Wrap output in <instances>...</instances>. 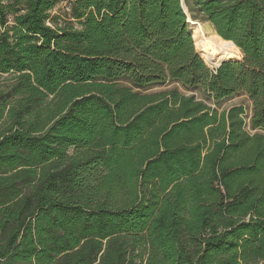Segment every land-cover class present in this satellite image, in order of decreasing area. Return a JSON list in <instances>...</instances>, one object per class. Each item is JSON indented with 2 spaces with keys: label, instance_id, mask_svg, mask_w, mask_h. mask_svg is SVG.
<instances>
[{
  "label": "trees",
  "instance_id": "16d2710c",
  "mask_svg": "<svg viewBox=\"0 0 264 264\" xmlns=\"http://www.w3.org/2000/svg\"><path fill=\"white\" fill-rule=\"evenodd\" d=\"M183 1L243 59L181 0H0V264H264V0Z\"/></svg>",
  "mask_w": 264,
  "mask_h": 264
},
{
  "label": "rangeland",
  "instance_id": "374dc122",
  "mask_svg": "<svg viewBox=\"0 0 264 264\" xmlns=\"http://www.w3.org/2000/svg\"><path fill=\"white\" fill-rule=\"evenodd\" d=\"M186 11L188 12L187 9H186ZM51 15L53 17L60 18L61 23L65 22L66 20H70L71 17H70V11H69V4H60L58 7L55 8L54 11H52ZM190 20H191L190 29H191L192 34L194 36V41H196L197 51L200 53L201 57L204 59V61L206 62V64L209 67H212V68L218 67L217 65H214L211 63V61L209 60L207 53L205 51L206 49H204L200 46L202 34L203 33L205 34L208 32V29L206 27L208 23H204L202 21H193L191 18H190ZM73 23L75 24V26L77 28H79V25L77 22L73 21ZM234 60H236V61L242 60V52L239 53ZM176 89L179 90L181 93L186 94V95L192 94L191 92L184 89L181 85L176 84V83H172V82H167L163 85H156V86L150 87L147 91H143V93L153 94V93L166 92V91L176 90ZM234 106H244L245 107L246 112H247V117H248L247 122H249V119L252 116V109H253V104L249 100V98H247L246 96H243V95H236V96L222 102L219 105V111L220 112L225 111V110H228Z\"/></svg>",
  "mask_w": 264,
  "mask_h": 264
},
{
  "label": "bare ground",
  "instance_id": "6f19581e",
  "mask_svg": "<svg viewBox=\"0 0 264 264\" xmlns=\"http://www.w3.org/2000/svg\"><path fill=\"white\" fill-rule=\"evenodd\" d=\"M206 27L208 32L202 34L200 46L206 49L205 51L212 64L219 66L225 61H233L241 53V50L233 43L227 42L217 35L211 24L208 23ZM197 53L200 55L198 51Z\"/></svg>",
  "mask_w": 264,
  "mask_h": 264
},
{
  "label": "water",
  "instance_id": "95a60500",
  "mask_svg": "<svg viewBox=\"0 0 264 264\" xmlns=\"http://www.w3.org/2000/svg\"><path fill=\"white\" fill-rule=\"evenodd\" d=\"M182 1V8H183V10H184V12H185V14L187 15V23H189V24H191L190 23V18L191 17H189L190 15L188 14V12L185 10V4H184V1L183 0H181ZM216 32V31H215ZM217 33V32H216ZM217 35H218V33H217ZM198 54V53H197ZM199 55V54H198ZM243 54H242V59H243ZM231 62H236V60H234V61H225V62H223L222 64H220L218 67H215V68H212V67H210V68H212V69H218V68H220L221 66H223L224 64H226V63H231ZM208 66V65H207ZM209 67V66H208Z\"/></svg>",
  "mask_w": 264,
  "mask_h": 264
}]
</instances>
